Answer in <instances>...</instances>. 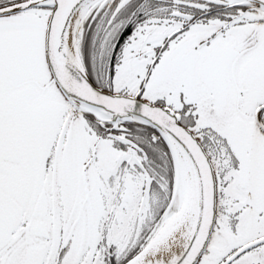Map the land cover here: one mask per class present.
Wrapping results in <instances>:
<instances>
[{
	"label": "snow or ice",
	"instance_id": "1",
	"mask_svg": "<svg viewBox=\"0 0 264 264\" xmlns=\"http://www.w3.org/2000/svg\"><path fill=\"white\" fill-rule=\"evenodd\" d=\"M0 264H264V0H0Z\"/></svg>",
	"mask_w": 264,
	"mask_h": 264
}]
</instances>
